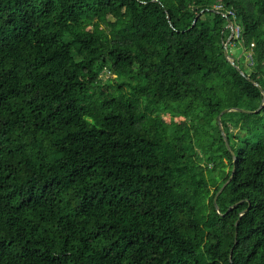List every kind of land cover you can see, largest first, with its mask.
Listing matches in <instances>:
<instances>
[{"label":"trees","instance_id":"obj_1","mask_svg":"<svg viewBox=\"0 0 264 264\" xmlns=\"http://www.w3.org/2000/svg\"><path fill=\"white\" fill-rule=\"evenodd\" d=\"M259 88L264 0H0V264H264Z\"/></svg>","mask_w":264,"mask_h":264},{"label":"water","instance_id":"obj_2","mask_svg":"<svg viewBox=\"0 0 264 264\" xmlns=\"http://www.w3.org/2000/svg\"><path fill=\"white\" fill-rule=\"evenodd\" d=\"M199 16V15H198ZM198 16H196V18L194 19L193 23H192V26L194 25L196 19L198 18ZM228 28L230 29L231 33H230V36L228 38V40L226 41L225 43V56L226 58L230 61L231 65L234 66L237 70L238 73H240L242 76L244 75L243 72L239 69V67L236 65V60L234 58H232L228 52V48H229V43L231 41V39L233 38V35H234V29H233V23L231 21V19H228ZM252 82V81H251ZM254 85L257 86V84L255 82H252ZM260 89V88H259ZM262 91V94H263V100H262V103L260 105V107L255 111V112H252V111H247V110H243V109H238V108H234V109H225L220 115H218V120H220V130H221V133L227 143V146H228V149L230 150V152L232 153L233 157H234V165H233V170H232V175L230 177V179L225 183V185L221 188L220 191H218V193L215 195V198H214V205H215V208L217 209V206H216V198L218 196V194H220L225 188L226 186L231 182V180L233 179L234 177V174H235V171H236V167H235V161H236V155L234 153V151L232 150L231 146H230V143L228 141V138L224 132V130L222 129V126H221V120H222V117H223V114H226L230 111H239L241 113H245V114H253V113H257V112H260L262 110V108L264 107V91L262 89H260ZM238 225V223L236 224V226ZM233 255V250L231 251V256Z\"/></svg>","mask_w":264,"mask_h":264},{"label":"built area","instance_id":"obj_3","mask_svg":"<svg viewBox=\"0 0 264 264\" xmlns=\"http://www.w3.org/2000/svg\"><path fill=\"white\" fill-rule=\"evenodd\" d=\"M217 8H221V7H217ZM228 15H231L234 19H236V15L234 12L229 11L227 14H224L225 17H228ZM233 29H234L233 38L240 39L241 38V27L233 23ZM248 58H251V55H248Z\"/></svg>","mask_w":264,"mask_h":264},{"label":"rangeland","instance_id":"obj_4","mask_svg":"<svg viewBox=\"0 0 264 264\" xmlns=\"http://www.w3.org/2000/svg\"><path fill=\"white\" fill-rule=\"evenodd\" d=\"M229 45H230V50H231V54L233 55V56H235L236 58L237 57H239V54H241V55H243V53H242V51L241 50H239V49H237L236 48V46L234 45V44H230L229 43ZM242 57V56H241ZM241 57H239V59L241 58ZM248 57V55H246V58ZM249 59V58H248ZM243 59L241 58V61H242ZM241 61H240V65H241V67H242V64H243V61H242V63H241ZM245 65H249V60L247 61H245Z\"/></svg>","mask_w":264,"mask_h":264}]
</instances>
